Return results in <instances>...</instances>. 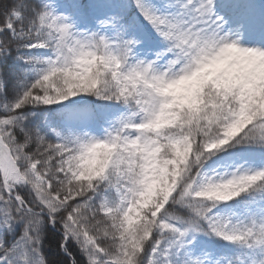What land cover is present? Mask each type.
<instances>
[{
  "label": "snow or ice",
  "instance_id": "6c2138e0",
  "mask_svg": "<svg viewBox=\"0 0 264 264\" xmlns=\"http://www.w3.org/2000/svg\"><path fill=\"white\" fill-rule=\"evenodd\" d=\"M0 264H264V0H0Z\"/></svg>",
  "mask_w": 264,
  "mask_h": 264
}]
</instances>
